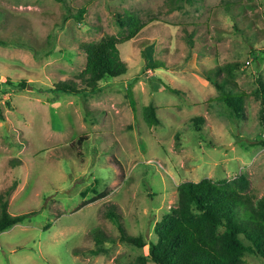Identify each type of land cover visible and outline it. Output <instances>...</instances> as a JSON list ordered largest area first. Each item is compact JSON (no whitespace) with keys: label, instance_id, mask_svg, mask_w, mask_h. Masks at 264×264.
<instances>
[{"label":"rangeland","instance_id":"obj_1","mask_svg":"<svg viewBox=\"0 0 264 264\" xmlns=\"http://www.w3.org/2000/svg\"><path fill=\"white\" fill-rule=\"evenodd\" d=\"M127 13L146 23L119 45L127 72L94 92H55L66 81L83 88L81 45L124 36L118 17ZM231 62L247 94L239 119L213 100L208 79ZM260 82L264 0H0V193L17 183L9 213L38 210L0 233V264H136L183 181L242 174L263 196ZM149 104L157 126L144 120ZM111 206L144 247L121 240ZM243 261L264 264L253 254Z\"/></svg>","mask_w":264,"mask_h":264},{"label":"trees","instance_id":"obj_2","mask_svg":"<svg viewBox=\"0 0 264 264\" xmlns=\"http://www.w3.org/2000/svg\"><path fill=\"white\" fill-rule=\"evenodd\" d=\"M64 3L65 0H56ZM83 10H79L76 19H83ZM118 23L125 28V35H104L98 41L81 45L85 53V67L78 75L83 88L75 82H60L55 92L80 94L97 91L99 82L117 78L127 72V65L122 60L119 45L133 39L146 25L135 13L118 17ZM192 32L190 35L193 36ZM238 62H231L216 67L212 81L219 94L213 100L225 105L236 117L243 116L247 94L240 90L235 82ZM26 84L21 83L24 87ZM262 114L260 122L264 125V82H260ZM176 92V90L171 89ZM130 102L134 101L128 91ZM143 117L149 126L160 122L156 108L149 104L143 109ZM202 122L201 118H196ZM195 122V123H196ZM200 124V123H199ZM264 145V139L257 140ZM17 183L0 193V233L34 217L38 210L20 215L8 211V199ZM249 179L238 175L234 179L212 180L204 178L198 182L183 181L177 186V203L156 223L154 232L156 241L150 242L148 256H140L136 264H146L148 258L155 264H243L246 254H253L264 261V195L255 198L249 193ZM108 191L81 202L77 210L106 197ZM106 216L115 221L121 234V240L127 244L142 248L146 245L142 237L126 234L119 214L111 206ZM96 230V229H95ZM98 242L105 239L97 230Z\"/></svg>","mask_w":264,"mask_h":264}]
</instances>
